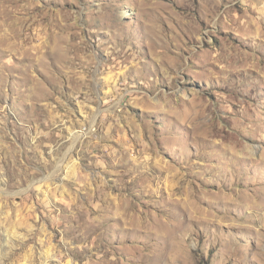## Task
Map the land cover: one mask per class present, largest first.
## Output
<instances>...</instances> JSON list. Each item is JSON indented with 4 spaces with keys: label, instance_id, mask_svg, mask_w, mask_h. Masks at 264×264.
<instances>
[{
    "label": "rangeland",
    "instance_id": "374dc122",
    "mask_svg": "<svg viewBox=\"0 0 264 264\" xmlns=\"http://www.w3.org/2000/svg\"><path fill=\"white\" fill-rule=\"evenodd\" d=\"M0 264H264V0H0Z\"/></svg>",
    "mask_w": 264,
    "mask_h": 264
}]
</instances>
